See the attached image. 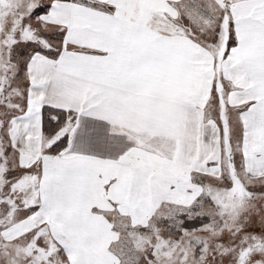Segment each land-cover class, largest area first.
<instances>
[{"label": "snow or ice", "instance_id": "obj_1", "mask_svg": "<svg viewBox=\"0 0 264 264\" xmlns=\"http://www.w3.org/2000/svg\"><path fill=\"white\" fill-rule=\"evenodd\" d=\"M0 264H264V0H0Z\"/></svg>", "mask_w": 264, "mask_h": 264}]
</instances>
